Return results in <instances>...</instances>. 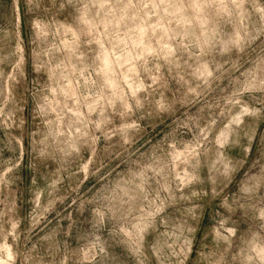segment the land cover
I'll return each mask as SVG.
<instances>
[{
	"label": "rangeland",
	"instance_id": "1",
	"mask_svg": "<svg viewBox=\"0 0 264 264\" xmlns=\"http://www.w3.org/2000/svg\"><path fill=\"white\" fill-rule=\"evenodd\" d=\"M0 264H264V0H0Z\"/></svg>",
	"mask_w": 264,
	"mask_h": 264
}]
</instances>
